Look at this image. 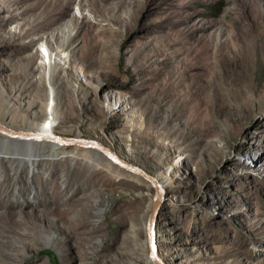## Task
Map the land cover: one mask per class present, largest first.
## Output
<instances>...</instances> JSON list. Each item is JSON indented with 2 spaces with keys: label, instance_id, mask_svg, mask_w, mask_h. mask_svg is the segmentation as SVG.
<instances>
[{
  "label": "rangeland",
  "instance_id": "374dc122",
  "mask_svg": "<svg viewBox=\"0 0 264 264\" xmlns=\"http://www.w3.org/2000/svg\"><path fill=\"white\" fill-rule=\"evenodd\" d=\"M63 47L51 86L63 141L0 133V264H155L153 187L64 141L79 134L162 187L166 264H264V0H0L6 128L41 133L44 65Z\"/></svg>",
  "mask_w": 264,
  "mask_h": 264
},
{
  "label": "water",
  "instance_id": "95a60500",
  "mask_svg": "<svg viewBox=\"0 0 264 264\" xmlns=\"http://www.w3.org/2000/svg\"><path fill=\"white\" fill-rule=\"evenodd\" d=\"M0 133L6 134L9 137H17V138L20 137L23 139H46V140H51L54 142L63 141L59 138H53L51 136L44 135L41 133L22 132V131L12 130L2 125H0ZM64 141L69 144L83 146L85 148H90V149H93L95 151L102 153L104 156H106L108 159L113 161L119 167L141 176L144 180H146L153 187L155 194L152 199L151 213L146 223V244H147L148 252L153 258V261L157 264H165L163 260L160 258V256L158 255L156 243H155V219H156V214H157L158 205H159L158 201L160 200L162 196V189L159 186V184L154 180L152 176L144 172L142 169L120 159L117 156V154H115L112 150H110V148L100 143H97L91 140H78V139H66Z\"/></svg>",
  "mask_w": 264,
  "mask_h": 264
},
{
  "label": "bare ground",
  "instance_id": "6f19581e",
  "mask_svg": "<svg viewBox=\"0 0 264 264\" xmlns=\"http://www.w3.org/2000/svg\"><path fill=\"white\" fill-rule=\"evenodd\" d=\"M65 49L63 47L62 50H59L57 52V54L55 55H49V60H48V66H46V63L44 65V69L46 71V75H47V79H48V84L50 86L49 88V93H50V104L46 107V114L48 116V119L47 121L45 122L44 126L42 127V130H41V134H44V135H48V136H52L54 135V123H53V116H54V113H55V105H54V91L52 89V76H53V71L60 67L62 65V60H63V53H64ZM43 52V51H42ZM44 53V52H43ZM47 57V55H45ZM19 94V98L20 100L22 99V104L25 105L26 104V100H28V96L26 94V88H22L21 90H19L18 92ZM123 97L124 95L122 96V93L121 92H116V93H113V102L117 103V102H122L123 101ZM25 100V101H24ZM38 107H39V104L38 103H32L29 105V111L31 112V114L35 117L38 115ZM28 120V119H27ZM0 125L4 126L5 125L3 123L0 122ZM38 125L35 121L32 120L31 122V129H30V132H35L37 131L38 129ZM2 134V133H1ZM4 136H7L6 134H3ZM9 137V136H7ZM10 138H14V142L20 140V141H23V142H28V143H37L39 144L38 142H34V141H38V140H46V139H19L17 137H10ZM78 139H81L82 138V135L79 134ZM51 143H55L57 144V142H54V141H49ZM57 145H60V144H57ZM59 148V147H58ZM60 152L62 153H66L65 152V148L64 147H60L58 149ZM95 153H97L96 151H94ZM98 154V153H97ZM118 156V155H117ZM113 162V161H112ZM114 163V162H113ZM115 164V163H114ZM117 167H119L117 164H115ZM121 169V168H120ZM123 170V169H122ZM155 180V179H154ZM156 181V180H155ZM157 182V181H156ZM158 183V182H157ZM160 186V185H159ZM161 187V186H160ZM162 188V187H161ZM160 200L158 201V204H159ZM7 216V215H6ZM161 258V257H160ZM162 259V258H161ZM163 260V259H162ZM164 262V261H163ZM155 263V262H154ZM165 263V262H164ZM157 264V263H155ZM166 264V263H165Z\"/></svg>",
  "mask_w": 264,
  "mask_h": 264
}]
</instances>
